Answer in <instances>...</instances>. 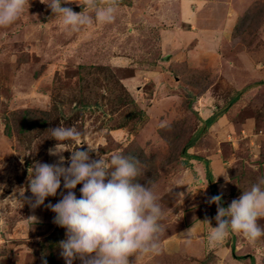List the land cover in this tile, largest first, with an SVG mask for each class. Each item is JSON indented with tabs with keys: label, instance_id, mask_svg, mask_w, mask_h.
I'll return each instance as SVG.
<instances>
[{
	"label": "rangeland",
	"instance_id": "rangeland-1",
	"mask_svg": "<svg viewBox=\"0 0 264 264\" xmlns=\"http://www.w3.org/2000/svg\"><path fill=\"white\" fill-rule=\"evenodd\" d=\"M181 1L117 0L114 22H94L73 30L51 12L46 5L51 0H30L29 9L26 6L17 21L0 27V185H6L0 192V264H42L48 257L50 238H56L51 248L55 261L65 264L59 242L66 238V229L53 223L55 213L46 207L57 203L61 192L66 194L63 182L57 195L47 197L38 208L17 200L24 199L20 192L27 188L33 162L51 164L57 159L48 154L57 143L50 128L61 123L75 125L82 133L78 140L62 142L67 150H75L83 141L81 150L87 144L98 148V154L90 153L92 159L109 160L113 153L129 152L146 166L139 179L142 184L149 180L159 197L166 231L160 237L158 254H137L130 262L264 264V236L255 242L242 234L230 235L223 244L209 241L211 227L217 226V205L207 202L214 188L222 195L221 206L227 208L264 178V83L251 88L236 104L237 117L227 120L232 123L230 130L225 131L222 123L213 128L200 123L198 113L204 105L194 108L193 104L200 90L215 87L206 91L204 102L208 98L212 104L222 103L230 85L221 69L184 72L182 79L181 64L196 67L224 53L221 35H217V47L212 39L225 31L221 26L226 0H213L218 2L216 7L206 6L209 15L200 5L189 3L187 16L181 14ZM249 2L254 14L236 18L232 44H240L236 49L246 53L258 51L256 60L264 63V0ZM107 3L97 0L100 7ZM84 4L85 0H69L62 6L95 17V11ZM191 27L199 29L200 35L183 42L181 52L172 55L174 50L164 48L175 31L163 38V30L186 33ZM209 30L213 33L202 36ZM165 53L172 57L163 62ZM256 79L262 80L253 76L251 81ZM23 109L29 110L36 125L31 128L27 122L25 130H19ZM188 142L191 145L183 151ZM69 151L63 153L66 158ZM203 160L213 169L210 181ZM225 172L232 182H225ZM81 187L73 190L77 198ZM24 196L32 194L25 191ZM32 215L39 218L38 223L27 219ZM258 223L264 227V218ZM191 228L189 237L185 233ZM189 240L197 249L190 248ZM73 264H81L80 259Z\"/></svg>",
	"mask_w": 264,
	"mask_h": 264
},
{
	"label": "clouds",
	"instance_id": "clouds-1",
	"mask_svg": "<svg viewBox=\"0 0 264 264\" xmlns=\"http://www.w3.org/2000/svg\"><path fill=\"white\" fill-rule=\"evenodd\" d=\"M67 3L69 0H51L46 5L73 30L94 22L112 23L116 18L117 0H108L104 7L97 0H85L82 7L93 9L95 17L62 6ZM26 6L29 9L30 0H0V27L17 21ZM50 131L57 143L48 149V154L57 159L51 164L34 161L28 169L27 188L20 192L24 199L14 198L35 209L44 205L47 197H55L63 182L66 194L61 192L62 198L46 207L55 213L53 223L66 229V238L59 242L65 264H73L77 258L81 264H133L129 258L137 254H158L160 237L166 231L161 222L164 210L150 181L140 182L146 166L137 157L123 153H113L109 160L103 156L92 159L90 153L98 154V148L87 144L88 148L81 150L83 141L75 150H67L62 142L78 140L82 135L75 125L61 123ZM65 151L71 153L70 157L63 155ZM222 175L226 183L232 182L227 172ZM77 185H82L79 198L73 191ZM4 187L0 185V192ZM25 191L32 196L25 197ZM221 201L219 194L207 201L217 205V226L211 227L208 237L211 243L223 244L232 234H242L250 242L264 236V227L258 223L264 218V178L232 200L229 207H222ZM27 219L33 224L39 222L35 215ZM204 222L210 225L209 220ZM191 231L192 228L185 234L190 237Z\"/></svg>",
	"mask_w": 264,
	"mask_h": 264
},
{
	"label": "crops",
	"instance_id": "crops-1",
	"mask_svg": "<svg viewBox=\"0 0 264 264\" xmlns=\"http://www.w3.org/2000/svg\"><path fill=\"white\" fill-rule=\"evenodd\" d=\"M199 1H201L199 3ZM211 1V3L209 4H205L203 0H182V7H183V11H181V14L184 16L190 15V10H189V3H195L197 5H200L201 9H205L206 12L208 13V15L210 14L208 11V7L209 5H213V7L218 6V2L215 1L213 2V0H209ZM254 1V0H253ZM204 5V6H202ZM226 5V11L224 13V23L222 24V30H225L223 33L221 32V34H215L212 41L214 42V47H217V35H221L220 39H222L224 42V46L226 49L224 50V53L217 57V55H215V57L212 59H207V61H203L201 64L197 65L196 67H191V66H186L184 67L183 64L182 67L184 68V70L181 73V78H184V72H190L191 74L194 73L195 70H199V69H207L210 72L214 70H217V72H220V69L223 72V77L224 80L228 83V90L229 92L227 93V91L225 92L224 90V94L225 97L223 98V102L222 103H211V100H209L207 98L206 102H204V96L208 95V91L212 88L215 89V87H205L201 92H199L198 94H200L199 96H197V100L193 103L194 104V108H197V106L200 104L202 106V104L204 106L200 107V111L198 113L199 116V121L200 123L203 122L204 125L208 128H213L215 123H222L223 126L225 127V131L230 130L232 123H229L228 117H232L235 118L237 117V108L236 104L238 102H241L245 96L247 91H249L251 88H256V86H259L261 84L264 83V63L262 61H258L256 60L257 56H260L258 54V51L253 52V53H246L244 52L243 49H236L237 43L232 44V41L234 40L233 37V28H235L236 26V18L239 16H243L246 18V16H250L253 15L254 12L251 9V3L249 2V0H231L229 2V0H226L225 2ZM180 8V7H179ZM213 11H216L215 8H212ZM197 14V13H194ZM199 15H201V12L199 13ZM214 16V15H213ZM186 18V17H185ZM181 19L184 22H192V19L186 21V19ZM213 19V18H212ZM226 19L229 20V22L227 23ZM180 20V21H181ZM214 21V19H213ZM209 22V20H208ZM211 22V21H210ZM174 32L173 38L170 39V43L167 40L166 43H163L164 48H168L169 47L172 49L170 52L172 53L174 50V53L172 55H177L179 52H181V48L183 45V42H186V44L188 43L187 40L189 41H194V38L199 37L200 35V31L198 29V31H196L195 29H192V27L186 30V33H182L181 31L178 32V30L176 29H165L161 32V34H163V38H164V34L167 32ZM207 32V31H206ZM204 33L202 36H205L206 34L208 35L209 33H213L210 30L208 31V33ZM186 34V35H183ZM183 38H185V41H183ZM231 43V44H230ZM186 46V45H185ZM231 49V50H230ZM176 52V53H175ZM172 55L170 56L169 53H165L164 55H162L161 57L163 58V62H166L170 59V57H172ZM190 56H192L190 54ZM214 59V60H213ZM212 60V61H211ZM158 62L161 63V60H157ZM241 67H244L245 70H243ZM235 76H239L240 78L238 79ZM253 76H257V78H261L262 80L256 79V81L252 82L251 80L253 79ZM215 77V76H214ZM193 80V79H191ZM185 82V80H184ZM181 83V82H180ZM186 83V82H185ZM255 83V84H254ZM209 84H212L209 83ZM215 84V83H213ZM193 87V85L191 86ZM208 90V91H207ZM237 90H240V92H237ZM207 91V92H206ZM203 100V103H202ZM197 103V104H196ZM220 104V106L218 105ZM207 106V107H205ZM218 106V107H216ZM210 107V108H209ZM167 110L169 109L168 107L166 108ZM165 109V110H166ZM170 110V109H169ZM221 112L218 114V116L214 119V121H212L210 124L205 123L204 121L209 119L210 116L212 115L213 112L215 111H220ZM205 163V160H203V164ZM205 166V164H204ZM210 168V167H209ZM212 168V167H211ZM211 173L213 172V169H211ZM206 170V167H205ZM213 174V173H212ZM214 176V175H212ZM183 242V241H182ZM192 243H190V248H193L194 250L197 249V244L193 243L194 241H190ZM232 243V241H231ZM185 244V245H184ZM182 246H187L186 243H181V247ZM218 255V254H217Z\"/></svg>",
	"mask_w": 264,
	"mask_h": 264
},
{
	"label": "trees",
	"instance_id": "trees-1",
	"mask_svg": "<svg viewBox=\"0 0 264 264\" xmlns=\"http://www.w3.org/2000/svg\"><path fill=\"white\" fill-rule=\"evenodd\" d=\"M79 7H77L75 10H78ZM192 81V80H191ZM185 82H187V80H185ZM255 84V83H254ZM192 85H193V82H192ZM122 90V94L124 95H127L128 92L126 90H123V89H120ZM197 90V89H196ZM199 90V89H198ZM202 90H200L201 92ZM237 92H240V90H237ZM128 97V96H127ZM130 99V98H129ZM130 101H133L132 99H130ZM221 112L220 111H215L212 113V115L210 116L209 119L205 120L204 122L207 123V124H210L212 121H214V119L218 116V114ZM20 115V127H19V130H25V123L27 122H30V127H34L36 125V120L35 118H32L30 117V112L29 110L27 109H23L22 112L19 114ZM41 123H45V121H41ZM191 145V142H188L186 143L184 146H183V151L186 150V148H188L189 146ZM131 153H127V155H130ZM132 155V154H131ZM133 156V155H132ZM196 156H193V158H195ZM205 167H206V172H207V179L210 181V175H211V170L210 168L208 167V161L205 160ZM211 194L212 196H215V195H218L217 192L215 191L214 188L211 189ZM56 238H50V239H47L48 241V244H47V249H46V252L48 253V257L45 258V260L47 261V264H59L57 261H55L54 257H53V252L54 250L51 249L53 248L55 245H56ZM250 260L252 259V257H249Z\"/></svg>",
	"mask_w": 264,
	"mask_h": 264
}]
</instances>
